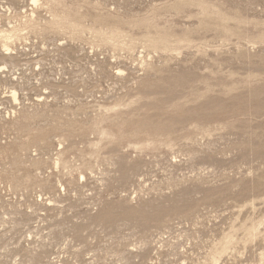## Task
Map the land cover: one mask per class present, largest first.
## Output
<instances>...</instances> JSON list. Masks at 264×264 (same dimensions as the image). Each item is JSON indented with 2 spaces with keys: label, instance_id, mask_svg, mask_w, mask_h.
I'll use <instances>...</instances> for the list:
<instances>
[{
  "label": "rangeland",
  "instance_id": "374dc122",
  "mask_svg": "<svg viewBox=\"0 0 264 264\" xmlns=\"http://www.w3.org/2000/svg\"><path fill=\"white\" fill-rule=\"evenodd\" d=\"M0 66V264H264V0H0Z\"/></svg>",
  "mask_w": 264,
  "mask_h": 264
},
{
  "label": "bare ground",
  "instance_id": "6f19581e",
  "mask_svg": "<svg viewBox=\"0 0 264 264\" xmlns=\"http://www.w3.org/2000/svg\"><path fill=\"white\" fill-rule=\"evenodd\" d=\"M3 68V66H0V70ZM4 69V68H3ZM13 97L15 98V100L17 99V92L13 91Z\"/></svg>",
  "mask_w": 264,
  "mask_h": 264
}]
</instances>
